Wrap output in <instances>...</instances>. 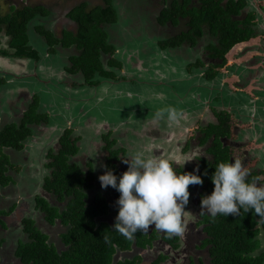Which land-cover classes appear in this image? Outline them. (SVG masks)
Returning a JSON list of instances; mask_svg holds the SVG:
<instances>
[{
  "label": "trees",
  "instance_id": "trees-1",
  "mask_svg": "<svg viewBox=\"0 0 264 264\" xmlns=\"http://www.w3.org/2000/svg\"><path fill=\"white\" fill-rule=\"evenodd\" d=\"M117 5L116 0H101L95 5H89L86 1L79 2L67 13L76 24L75 30H64L60 39L54 38L49 29L40 25H36L35 28L45 35L50 46L57 41H62L66 45L74 43L80 51L79 56L72 58L74 68L83 72L88 83H93L95 73L109 75L103 70L102 54L110 49L107 43L108 24L119 20ZM164 6L157 16L158 19L163 21L169 19L176 23L179 16L187 17L188 24L192 26L187 34L179 38L178 44L184 39L194 43V37L204 33L216 37L218 41L217 44L212 43L211 47L217 46L214 49L221 61L208 69L202 67L205 73L200 78L206 84L200 83L199 86L202 87L208 88L214 81L217 82L223 77V74L214 67L225 64V52L234 44L248 40L256 34L250 14L243 18H235L243 7V0L230 1L226 4H222L220 0H171ZM47 13L48 9L40 4L18 9L11 6V11L4 14L0 12V32L3 30L9 35L8 42L14 49V55H37L36 49L29 43V22L37 15ZM246 82L243 79L242 84ZM214 115L216 121L199 128L201 134L198 138L199 143L206 145L207 153L210 154V158L201 157L197 163L196 174L201 175L203 180V183L198 185L201 197L213 190L210 177L216 164L228 160L231 162L232 156L231 147L225 145L223 140L224 137H229L231 132V114L222 110L214 111ZM30 121L31 116L25 113L19 122L13 121L0 128V189L10 184L12 180L10 171L14 168L13 161L5 149L12 150L13 155L14 152H23L25 141L30 134ZM67 134L66 132L59 137L58 149L52 150L51 147L46 149L45 156L49 162L47 166L53 167V170L50 176L44 177L42 187L54 195L58 194L59 199H62V193L66 192L70 200L65 209L57 213L56 208H50L44 199L37 197L38 195L34 198L38 205H43L41 210L47 214L54 213L45 215V219L52 222L55 217H59L67 225V230L61 235L63 248L57 249L48 242L47 235L34 224L31 217H27L21 221L24 236L17 240L15 256L23 264H139L141 258L138 256L116 259L118 250H129L133 243L136 245L150 243L156 235L147 237L144 232L138 231L132 239H126L112 230L113 225L94 219L96 215L107 212L108 202L99 196L95 197L93 203L85 204L83 188L88 186L87 180L91 178V172L85 176L77 164L68 161L67 155L75 153L77 147L67 138ZM180 172H192V168ZM254 178H257V173L250 171L249 179ZM191 187L192 185H189L188 191ZM258 219L259 217L251 211L248 213L241 211L237 216L218 215L214 221L204 216L202 221L207 223L205 231L209 234L207 241L211 245L208 264H264V250L260 249L259 239L260 232L264 233V222ZM5 226L6 223L1 217L0 228ZM105 237L108 239L105 240ZM164 258L165 255H158L149 264H161Z\"/></svg>",
  "mask_w": 264,
  "mask_h": 264
},
{
  "label": "flooded vegetation",
  "instance_id": "flooded-vegetation-1",
  "mask_svg": "<svg viewBox=\"0 0 264 264\" xmlns=\"http://www.w3.org/2000/svg\"><path fill=\"white\" fill-rule=\"evenodd\" d=\"M170 2L171 0H160L159 1V9L156 10L157 14L155 16V21L159 24L160 28H164L162 31H156L153 34L152 38V49L154 50V53L156 56L154 58H164L166 61L162 62H173L174 56L172 52L184 50L187 51L189 58H181L183 68L186 73H201L202 75L205 73V70L202 69L204 67L205 69H208L210 66H213V64L220 63L221 59L216 55L215 47H211L212 43L217 44L218 41L216 40V37H211L209 34L204 33L203 35L194 37L195 42L191 43L189 39L181 40L178 44V40L180 37H182L183 34H187L192 28L190 24H188L187 17H178V21L176 23H173L171 20H160L157 18L159 16V12L161 9H163L167 2ZM222 4H226L230 1L237 2L238 0H220ZM89 4V3H88ZM14 7V9L22 8L24 6H31L24 4L21 7H17L14 5H10ZM47 9V8H46ZM70 10V9H69ZM68 10V11H69ZM117 10L119 14V9L117 5ZM67 11V13H68ZM67 13H65L66 17ZM51 14V11L48 9V13L45 15H37L32 21L29 22V29H28V35H29V43L31 44L33 49H36L37 55L36 56H17L14 55V49H12L9 46V35H7L3 30L0 32V56L5 57V59H11V69H6L5 65L9 63H5L4 67L2 66L3 63L0 65L3 68L0 69V92L2 90L6 92H11V96L15 94V96H18V99L22 102H19V106H21L22 113L19 114V106L17 107V110H12V107H6L9 108L5 111L0 110V115H4L5 113L12 114L13 118H10L7 121L0 123V128L2 125L10 123V122H19L20 119H22L23 115L25 113H28V115L31 116V121L29 122L30 126V134L29 138L32 137L31 134H36L38 132H43L44 129L48 128H55L59 136L57 137V140L59 137L63 136L66 132L67 138L72 140L75 144L76 151L73 154H69L68 161L70 163H75L77 166L84 172L85 176L89 175V172H91V178L87 180L88 186L83 188V191L85 193L84 201L85 204L88 205L90 203H93L95 200V197L102 196L104 197L105 202H108L107 205V212L102 213L100 215L95 216V220L98 222H107L110 225L114 224V218L117 214V206L115 205V201L119 196V193L113 189L111 186L107 188H101L100 182L98 180V176L103 174L104 168L102 165H106L108 168H110L114 174L119 176L123 171H126L127 165L122 162V160L128 156L129 153L134 152L136 150H140V147L138 145H135L132 143L133 137H136V135L131 131V129L137 128L141 126L142 123L147 124L146 122L151 121V119H144V116L142 113L144 110H140L139 107L134 103H129L128 105L132 107L133 114L136 111L140 116L134 117L133 114L127 115L122 120H117L114 124L106 123L102 121V123H98L96 120L92 121L93 123L105 124L106 127H103V129H98L97 127L87 126L81 127L80 123L76 122V119L72 118V116H66L63 115L62 120H59L60 123L56 126H53V123L57 120H54L51 116V122L52 124H48V118H50V114L52 113L49 111L48 106L45 104V102L40 98V93L33 92V91H27L26 90V84L25 87H21V80H24L23 78H26L27 76H36L44 78L45 74L43 72L47 70V68H51L53 63L45 62L43 59V56L50 57L51 55H54L56 58V63L61 65V68L57 70L59 72V75L51 76L49 72V78L45 79L47 82L49 80L54 81H60L63 83V89L65 91L75 90L78 93L84 88L87 89L92 93V90L96 92L97 89H103V91L106 90V86H108L111 83H116L118 81H130L133 79V73L134 71H137L139 74H142V80L145 82L147 79L144 76V71L146 70L145 62L142 58L139 57V55L146 54L145 51L141 50V53L134 52L131 45L137 46L135 44L129 43L127 40H122L117 37L116 31H117V25L119 24V20L114 21L112 23L108 24V38L107 43L110 46V49L107 53L102 54L103 59V70L107 72L109 75H103L99 73H95V76L92 78L95 82L88 83L85 80L83 72L78 68H74V62L72 61L73 57L79 56L80 51L78 50L77 46L74 43H71L69 45H66L65 43H62V41L53 42L50 46L49 43L46 40V37L44 34L40 33L35 26L40 25L41 27H44L45 29H49L53 35L54 38L60 39L62 38V32L64 30L67 31H74L62 28L60 31V35H56L52 29H50L49 26H46V19ZM251 15L252 25L256 31V34L245 41H240L236 44H234L227 52H225V64L220 67H214L215 70H218L223 74V76L227 75L228 73H231L235 71V73L239 76L240 82L236 81V85L240 86H246L249 83L248 77L251 73H253L250 69H247L248 67H245L242 65V63H228L226 56L229 53L230 50L233 49L235 45L240 44H250L249 41L251 40H258L259 42L264 41V0H243V7L240 9V13L235 16V18H243L246 15ZM70 19V18H69ZM71 20V19H70ZM74 24L75 22L71 20ZM76 28V24H75ZM159 29V28H158ZM193 34V33H192ZM5 42H4V40ZM3 43V45H2ZM257 44V43H256ZM40 46V47H39ZM245 46V45H244ZM261 49L262 53H264V48H259L258 45L252 46V49L256 48ZM248 48L251 47H245V50H249ZM53 49V50H51ZM2 50H5L6 52H3ZM240 50V49H239ZM244 49L242 48L239 53H241V57L244 55L242 54ZM164 53V54H163ZM162 54V56H161ZM28 59L27 61V72L22 69L23 60ZM169 59V60H168ZM259 59V58H257ZM261 60L264 59L263 57H260ZM253 59H251L249 62H251ZM55 62V61H54ZM242 62V60L240 61ZM248 62V61H247ZM130 63H132L133 66H130ZM196 63H199L196 65ZM264 63V62H263ZM13 64V65H12ZM135 64V66H134ZM233 64V65H232ZM241 64V65H239ZM17 65V66H14ZM45 68V69H44ZM260 71L264 72L263 69H260ZM249 74V75H248ZM226 77V76H225ZM243 79L247 81L245 84L243 83ZM26 80V79H25ZM154 82H158L159 80H153ZM165 81V80H164ZM16 86L14 87H8L7 85L9 83H14ZM218 83H215V85H210L209 87H212L217 91L219 96H215L216 103L211 107L208 106L210 109L214 111H226L237 118L238 121L242 122L241 120H250L252 124L255 126V132L259 133V137L257 140H260L262 145L261 148L256 149L257 151L249 152L246 149L242 150L241 160H243V163L245 166H247V163L250 161L251 157L257 156V163L253 166H248L247 169L249 171H255L257 173V178H254L259 183L264 184V117L258 116L256 107L252 104L260 99L252 100L248 95H244L242 91H236L231 92L227 85H224L223 83H220V81H217ZM253 85V84H252ZM251 85V86H252ZM238 86H236L237 89ZM253 88V87H252ZM254 89V88H253ZM256 95L261 96L258 90H253ZM73 92V93H77ZM23 93L21 96L20 94ZM225 93V94H224ZM124 95V93H119ZM224 94V95H223ZM230 97V95H234L235 101L232 103L230 98L226 99V96ZM226 95V96H225ZM126 97H132V94L130 92L125 93ZM160 96H162L160 94ZM27 97V98H26ZM259 98L258 96H256ZM243 98H248L249 101H251V104H247V101H243ZM18 100V101H19ZM228 100V102H227ZM3 102L0 103V107L3 108L2 105ZM209 104V103H208ZM263 107L259 109L261 112H264V104L262 103ZM219 108V109H217ZM135 109V111H134ZM195 109V108H193ZM8 111V112H6ZM13 111V112H11ZM195 111V110H193ZM128 112H126L127 114ZM230 115V117H231ZM261 115V114H260ZM214 118L216 119L215 115ZM154 119V118H153ZM231 119V118H230ZM233 119V118H232ZM142 123H139V122ZM163 121V120H161ZM69 122V123H68ZM88 123L90 122L87 121ZM212 121L205 122L204 125ZM203 124L200 127L204 126ZM149 126V125H148ZM150 127V126H149ZM152 127V126H151ZM151 127L149 128L151 130ZM157 127V126H156ZM154 129L150 132L149 135L147 134L146 139H150L152 133H155V130H159L158 128L153 127ZM198 128V131H199ZM243 129L236 128L235 132L237 137L232 140V143L235 145H239L243 142L241 137L239 135L243 136L247 133L251 136L253 134V131H250L247 129L245 132ZM148 132V131H147ZM231 133V132H230ZM31 135V136H30ZM200 131L198 138L200 136ZM95 139L98 141L94 142V147L90 148L91 142H93ZM224 144L231 145L229 143H226V140H230L229 137H224ZM187 142V141H186ZM198 145L203 148L202 153H200L195 160H192L190 162H185L183 165V161L180 162L177 159H169L173 162V166L176 169L177 172L180 170L185 171L189 168H192V171L197 168V163L201 157L210 158V154L207 153L206 145L200 144L198 139ZM185 148H190L189 141L185 143ZM60 145L56 142L54 146H51V149H58ZM184 149V148H183ZM52 150H50L52 152ZM89 150V151H88ZM47 152H45L46 154ZM255 155H254V154ZM91 154H95L96 158L92 156ZM203 155V156H201ZM182 159V158H181ZM231 159H234L231 156ZM50 160V159H49ZM184 160V159H182ZM231 161V160H230ZM48 159L45 156L43 161V168H44V174L42 178V184L44 183V177L50 176L51 171L53 170V167L47 166ZM14 165V164H13ZM49 165V164H48ZM183 165V166H182ZM18 168V167H17ZM19 169V168H18ZM13 169L10 171V177L12 180L10 183L14 181V173H12ZM9 185V184H8ZM7 185V186H8ZM6 187V186H4ZM3 187V188H4ZM43 188V187H42ZM44 189V188H43ZM48 196H41L37 194V197H40L41 199H44L47 202V205L50 208H56L57 213H61L62 210L65 209L66 204L70 200V196L66 194V192L62 193L63 198L59 199V195H54L53 192L48 191L44 189ZM189 201L187 206L185 207V213L183 217V222L185 224V230L182 235H172L169 236L166 233L157 231L155 228H152L150 226L149 231L144 232L147 237L150 235L155 234V238L151 240L150 243H145L143 245L139 244L136 245L135 243L132 244V248L126 251H120L118 250V254L116 255V258L120 257V254L123 252H130L134 249H136L138 252L140 251H148L153 250L154 256L149 261V263L156 258L158 255H165V258L161 261V264H190V263H200L208 264L209 263V250H210V243L207 241V238L209 237V234L207 231H205L206 222L202 221L206 217H209L206 214H201L200 212V187L198 185H192V187L189 189ZM72 195V194H71ZM9 203V202H8ZM18 201H11L10 204L6 207H1L0 211L2 212L0 214V218L3 216H7L11 213H13L18 208ZM35 208L38 210L39 213H41L42 217L44 218L45 222L49 225H54L55 223H58L59 226H61L62 230L58 233V242L60 243V247H57L56 244H54L53 241L49 240L50 235L48 232L44 231L39 225L36 224L35 220L31 217V219L34 221V224L47 235V241L52 243L57 249L63 248V244L61 241V235L65 233L67 230V225H65L59 217H55L52 222L45 219V215H53L54 213L50 212L47 214V212L41 210L43 205H38L37 201H35ZM195 209V210H194ZM37 212V213H38ZM189 217H187V216ZM194 216L195 221H191L190 217ZM29 216L22 217L21 221L26 219ZM21 226V223H20ZM5 228V227H1ZM197 228V229H196ZM263 232V231H262ZM23 234V233H22ZM261 234V232H260ZM259 234V239H260ZM24 236V235H23ZM192 237L191 242L189 241L186 248H184L185 243L188 241V238ZM0 245L4 242V238L0 237ZM261 240V239H260ZM146 251V252H147ZM15 255V254H14ZM132 256H138L141 258V254H133ZM131 256V257H132ZM151 256V257H152ZM18 258V257H17ZM19 259V258H18ZM121 259V258H119ZM20 260V259H19ZM21 262V261H20ZM22 263V262H21ZM148 263V264H149ZM23 264V263H22Z\"/></svg>",
  "mask_w": 264,
  "mask_h": 264
},
{
  "label": "rangeland",
  "instance_id": "rangeland-1",
  "mask_svg": "<svg viewBox=\"0 0 264 264\" xmlns=\"http://www.w3.org/2000/svg\"><path fill=\"white\" fill-rule=\"evenodd\" d=\"M81 1H86L89 5H95L101 2V0H0V12L1 14H4L11 11L10 5L17 7H21L24 4L43 5L51 11V14L46 19V26H49L50 29H52L53 32L59 36L62 28L75 30V24L66 17L65 13ZM159 1L160 0H116L120 15L116 31L117 37L123 41L127 40L129 43L137 45H131L134 52L141 53V50L146 52V54L139 55V57L145 62L146 70L143 71L144 76L147 79L146 82L141 79L143 77V73L139 74L137 71H134L135 73H133V79L129 82L118 81L116 83H111L106 86L105 91H103L105 88L97 89L96 92L92 90V93L84 88L79 93L74 89L65 91L63 89V83L60 81L49 80L47 82L45 80L49 78V72L51 76L59 75L57 70L61 68V65L56 63V58L54 56L56 54L51 55L50 57L43 56L45 62L53 63L51 65L53 67L47 68V70L43 72V74H45L44 78L27 76L26 78H23L24 80L19 82L21 87H25L26 84V90L28 92L33 91L40 93V98H42L48 106L49 111L52 113V115L50 114V118H48V124H52L51 119L53 118L54 120H57L53 123V126H56L60 123L59 120H62L63 115H66L72 116L73 119L75 118L76 122L80 123L81 127L86 128L90 125L94 128L97 127L100 130L103 129L102 126L106 127V125H96V123H93L92 121L96 120L98 123H102V121H104L106 123L114 124L117 120H122L127 115L129 116L133 114V109L128 104L134 103L133 105L136 104L140 110H144L142 113L144 119H151V121L146 122L147 124L140 121L139 123H142V128L139 126L131 129V131L133 130L132 132L136 135V137H133L132 143L138 145L140 149L145 150L148 154L155 153L161 158L177 159L180 162L184 160H189L186 162H190L192 161L191 159L196 158L200 153H202L203 148L198 145V128L202 124L204 125L207 121H216L213 110L208 106L211 105L212 107L216 103L215 96H219V94L212 87L207 88L198 85L200 83H204V81H201L200 78L202 76L201 73L193 74L185 72L182 64L183 60L181 58H189L187 51L179 50L172 52L174 56L173 62H175V64L172 62H162L166 60L161 57L158 59L154 58L156 55L153 54L154 50L152 49V38L154 37L153 33L164 29L160 28L159 24L155 21V16L157 14L156 10L160 7ZM249 42L250 44L243 43L235 45L227 54L226 59L228 63H242V65L248 67L247 69H250L253 72L248 77L250 85L241 89L237 87L236 89L237 85L235 83L238 80L235 71L228 73L225 75L226 77L223 76L219 81L220 83L227 85L231 92L242 91L244 95H248L252 100L260 99L256 101L255 104L249 101L248 98H243V101H247L248 105L252 103L256 107V111L258 113L257 115L264 117V112L259 110L261 106L263 107L262 103L264 104V72H260L259 69L261 68H250L251 64L249 63L253 57L260 59V57L264 56L262 55L263 53L261 54V49H256V51L252 50V46L256 45H258L259 48H264V41L259 42L258 40H251ZM246 45L247 47H251L248 48L249 50L247 51L245 50ZM242 48L244 49L242 53L244 55L241 57V53H239V51ZM250 56L251 58H249ZM10 60L11 59H5V57L0 56V65L3 63L2 66L4 67L5 63H9L6 64L5 67L6 69H11ZM241 60L242 62H240ZM23 61L22 69L27 72L28 66L26 63L29 60L25 59ZM263 62L264 59L261 60L259 64L261 63L264 66ZM2 66H0V69L3 68ZM130 66H133L132 63H130ZM153 80L159 81L154 82ZM215 83L218 82L214 81L211 85H215ZM7 86L12 88L16 86V84L15 82L9 83ZM252 87L259 92L263 90L262 94H260L261 97L254 93V89ZM126 92H130L132 97H126ZM119 93H124V95ZM160 94L162 96H160ZM11 95L10 91L5 93V91L2 90L0 92V103L3 102L2 105L4 106L3 108L0 107L1 111L9 109L6 107H12V110H17L19 102H22V100L20 101L18 96H15V94L13 96ZM20 95L22 96L23 93ZM256 96L259 98H256ZM227 98H230L232 103L236 99L234 95H230L229 97L228 94L226 96V99ZM21 106L22 105L19 106V114L22 113ZM168 107H174L182 113L181 124L179 126L170 127L166 120L157 121L153 119L155 112L161 109H167ZM126 112L128 113L126 114ZM133 116L139 117L140 115L135 111ZM10 118H13L12 114L8 115L5 113L4 115H0V123L7 121ZM89 120L90 122L88 123L87 121ZM241 121L242 122L238 121L236 117L231 115L230 140H226V143L231 145L232 157L234 159L241 158L243 149H246L249 152H254L257 151L256 149L263 146L261 141L257 140L259 133L255 132V126L252 122H250L249 119ZM148 125L150 127L152 126L151 130ZM153 127H159V130H155V133H152L150 139H146L147 137L145 136H147L149 130L151 132L154 129ZM236 128L243 129L244 132L249 129L250 131H253V134L250 136L249 133L246 132L243 138L242 135H239L243 142L239 145H235L232 143L231 139L234 140L237 137L235 132ZM58 136V131L51 127L44 129L43 132L40 131L32 135V137L29 138V141L25 143V147L28 146L31 153H34L38 157L34 156V165L36 166L26 167L28 173L30 170L35 169V171H33L35 172L34 174L32 172L29 173L33 179L28 181H33L32 183H26L23 181V176L26 173H24L25 166L20 163H15L21 153L14 152L12 158L14 164L12 171V173H14V181L0 190V208L6 207L5 205L8 206L13 200L18 201L19 206L17 210L10 214L11 217L10 215L8 217L4 216L7 219V224L11 221L13 222H11L10 225L6 224L5 228H0V237L4 238V242L0 245V264H22L14 255V248L17 239L23 237L20 223L17 222L21 215L31 216L39 227L48 232L50 235L49 240L53 241L57 247L61 246L57 240L58 233L62 230L61 226H59L58 223H55L54 225L46 223L41 213H39L35 208L34 202L32 201L34 194L48 196V193L41 186L43 174L45 172L43 168V161L45 152L47 151L46 149L55 145ZM96 141L98 140L95 139L91 142L90 148L94 147L93 143ZM186 141H189L190 148H185L184 145L187 143ZM6 151L7 153L12 152V150ZM91 155L97 159L95 154ZM256 157V155L251 157L246 168L257 163ZM31 187L34 188L33 191L30 190ZM190 219L191 221H195L193 215ZM260 239V249L264 250L263 232L260 234ZM191 240L192 237H189L184 248L187 247L189 241L191 242ZM146 251L138 252L134 249L130 252H123L120 254L119 258L131 257L133 254L140 253L142 261L139 264H148L155 254L153 250Z\"/></svg>",
  "mask_w": 264,
  "mask_h": 264
},
{
  "label": "clouds",
  "instance_id": "clouds-1",
  "mask_svg": "<svg viewBox=\"0 0 264 264\" xmlns=\"http://www.w3.org/2000/svg\"><path fill=\"white\" fill-rule=\"evenodd\" d=\"M181 118L182 113L174 107L154 114L155 120H166L170 127L179 126ZM122 162L127 169L119 176L106 165H102L105 170L98 176L102 189L111 186L119 193L112 230L126 239H132L138 231H149L150 226L169 236L182 235L189 185L203 183L201 175L196 174L198 169L177 172L172 161L143 149L129 153ZM249 176L241 159L217 163L210 177L213 190L201 197L199 213L214 221L218 215L237 216L241 211H251L264 222V184Z\"/></svg>",
  "mask_w": 264,
  "mask_h": 264
},
{
  "label": "water",
  "instance_id": "water-1",
  "mask_svg": "<svg viewBox=\"0 0 264 264\" xmlns=\"http://www.w3.org/2000/svg\"><path fill=\"white\" fill-rule=\"evenodd\" d=\"M219 79V78H218ZM204 84V83H203ZM211 84V83H210ZM198 85H200V84H198ZM204 85H206V84H204ZM31 138V137H30ZM29 141V138L25 141V143H27ZM56 142L58 143V140H56ZM23 152H20L21 154H20V156H19V158H18V160H16L15 162L16 163H20L21 165H24L25 166V169H24V176H23V181H25L26 183H32L33 181H28V180H31V179H33V177L32 176H30L29 175V173L30 172H32L33 174L35 173V172H33V171H35V169H32V170H30L29 171V173H28V170L26 169V167L27 166H36V165H34V161H35V158H34V156H36L37 157V155H35L34 153H31V151H30V148L28 147V146H26L23 150H22ZM5 152L7 153V151H6V149H5ZM8 154L10 155V157H11V160H12V158H13V152H8ZM21 157V158H20ZM38 158V157H37ZM37 160V159H36ZM27 162V163H26ZM34 176V175H33ZM27 180V181H26ZM2 189V188H1ZM0 189V190H1ZM33 187H31L30 188V190L31 191H33ZM37 194H34V196L32 197V201L34 202V205H35V201H34V198H35V196H36ZM40 195V194H39ZM12 214V213H11ZM10 215V214H9ZM9 215H7V217L9 216ZM14 216V215H13ZM10 217H11V215H10ZM22 217H24V215H21L20 216V218L17 220V222L18 223H21V219H22ZM29 217H31V216H29ZM3 218V220L5 221V223L7 224V219H6V217H2ZM11 222H13V221H11ZM10 222V223H11ZM10 223H8L7 225H10ZM18 240V239H17ZM16 244H17V242H16ZM15 247H16V245H15ZM14 250H15V248H14ZM130 258V257H129Z\"/></svg>",
  "mask_w": 264,
  "mask_h": 264
},
{
  "label": "crops",
  "instance_id": "crops-1",
  "mask_svg": "<svg viewBox=\"0 0 264 264\" xmlns=\"http://www.w3.org/2000/svg\"><path fill=\"white\" fill-rule=\"evenodd\" d=\"M256 49L257 48H255V49H252V50H254V51H256ZM259 52V51H258ZM258 54V53H257ZM261 54H262V52H261ZM262 55H264V53L262 54ZM249 58H251V56L249 57ZM254 60H257V61H254ZM261 60L260 59H257V58H254L253 57V60L251 61V62H249L251 65H250V68H253V69H259V68H261V69H263L264 70V66L260 63L259 64V62H260ZM253 63V64H252ZM260 70V69H259ZM261 72V71H260ZM237 75V74H236ZM237 77V80H239V76L237 75L236 76ZM252 81V80H251ZM238 82H240V81H238ZM248 85H250V82L246 85V86H240V85H237L240 89L241 88H243V87H247ZM228 86H230V85H228ZM238 88V89H239ZM261 89H262V87H261ZM261 93L260 94H262V92H263V90L262 91H260ZM261 97V96H260ZM257 98V97H256Z\"/></svg>",
  "mask_w": 264,
  "mask_h": 264
}]
</instances>
